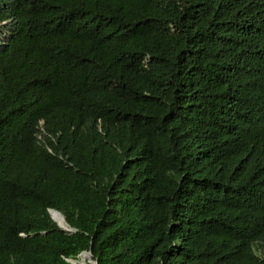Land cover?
Listing matches in <instances>:
<instances>
[{"label": "trees", "instance_id": "trees-1", "mask_svg": "<svg viewBox=\"0 0 264 264\" xmlns=\"http://www.w3.org/2000/svg\"><path fill=\"white\" fill-rule=\"evenodd\" d=\"M83 251L264 264V0H0V264Z\"/></svg>", "mask_w": 264, "mask_h": 264}, {"label": "water", "instance_id": "water-1", "mask_svg": "<svg viewBox=\"0 0 264 264\" xmlns=\"http://www.w3.org/2000/svg\"><path fill=\"white\" fill-rule=\"evenodd\" d=\"M52 211H57V210H54V209H52V210H50V215H51V217H52V219L58 224V226L62 229V230H64V231H67V232H70V233H73L75 230L74 229H72V228H66V227H63L54 217H53V214H52ZM58 213H60L61 215H62V213L61 212H59V211H57ZM63 216V215H62ZM63 218H64V216H63ZM65 219V218H64ZM81 255H87V256H90V257H92V252L91 251H83L79 256H81ZM68 261L71 263V264H76L75 262H74V260L73 259H68ZM94 264H97V262L96 261H94Z\"/></svg>", "mask_w": 264, "mask_h": 264}, {"label": "bare ground", "instance_id": "bare-ground-1", "mask_svg": "<svg viewBox=\"0 0 264 264\" xmlns=\"http://www.w3.org/2000/svg\"><path fill=\"white\" fill-rule=\"evenodd\" d=\"M52 214H53V217H54V218H55V219H56V220H57V221H58L63 227L70 228V227L68 226V224L65 222L63 216H62L60 213H58L57 211H52ZM74 262H75L76 264H87L85 260H79V261L74 260Z\"/></svg>", "mask_w": 264, "mask_h": 264}, {"label": "rangeland", "instance_id": "rangeland-1", "mask_svg": "<svg viewBox=\"0 0 264 264\" xmlns=\"http://www.w3.org/2000/svg\"><path fill=\"white\" fill-rule=\"evenodd\" d=\"M80 257H81V256H79L78 260H77V259H76V260L79 261ZM82 259H84V258H81L80 260H82ZM84 260H85V259H84ZM85 261H86L87 264H94V260H93V258L90 257V256H87V260H85Z\"/></svg>", "mask_w": 264, "mask_h": 264}]
</instances>
